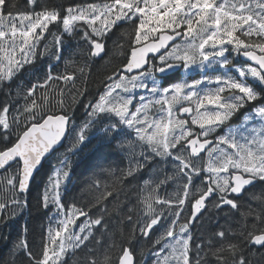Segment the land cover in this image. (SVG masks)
<instances>
[{
	"label": "snow or ice",
	"instance_id": "snow-or-ice-1",
	"mask_svg": "<svg viewBox=\"0 0 264 264\" xmlns=\"http://www.w3.org/2000/svg\"><path fill=\"white\" fill-rule=\"evenodd\" d=\"M25 3L28 10H20L15 0H0V92L17 101L14 109L7 99L0 105V223L28 207L26 194L41 174L46 156L62 140L72 137V151L100 125L103 139L126 138L132 149L121 179L150 165L171 168L156 181H143L137 205L129 207L124 217L132 227L130 238L138 233L147 240L155 226L164 228L151 241L155 264H251L250 255L264 256V207L259 212L241 211L246 187L264 182V0H103L60 8L42 0ZM51 25L60 30L52 31ZM124 26L129 37L122 52L125 59L107 76L103 90L86 103L81 99L86 87L72 94V103L84 109L86 119L72 122L60 87L56 91L61 114L45 111L52 82L75 88L77 72L86 82L89 61L107 54L105 38ZM65 36L78 37L87 45L88 59L82 65L54 75L49 64L43 76L27 84L17 82L48 53L63 61ZM117 47L123 49L124 44ZM232 57L251 63L233 64ZM214 67L224 71L208 74ZM193 72H200V77L187 79ZM250 104L251 113L238 127L229 125L216 135ZM253 120L261 122L259 128L249 127ZM68 167L65 158L46 174L38 204L52 212L49 225L39 245L29 243L27 224L23 226L11 250L13 264L17 257L20 264H64L68 249L75 253L93 236L92 226L107 230L108 208L102 201L121 189L105 185L95 199L99 205L95 217L75 204L66 207L62 183L69 178ZM169 182L175 190L160 195L159 189ZM209 205L239 212V226L218 225L194 238L190 229ZM186 206L191 210L181 219ZM165 212L171 219L161 224ZM82 216L87 223L77 226ZM84 264H113V260L87 248ZM115 264H136L134 250L121 246Z\"/></svg>",
	"mask_w": 264,
	"mask_h": 264
},
{
	"label": "trees",
	"instance_id": "trees-1",
	"mask_svg": "<svg viewBox=\"0 0 264 264\" xmlns=\"http://www.w3.org/2000/svg\"><path fill=\"white\" fill-rule=\"evenodd\" d=\"M93 2L102 3L103 0H42V3L56 8ZM15 3L20 10H28L25 0H15ZM50 29L54 32L60 30L57 25H51ZM127 31V26H124L123 28H114L108 34V37L105 38L107 54L102 53L101 58H92L89 61L90 71L87 74L86 82L80 77L78 72L76 74L75 88L70 83L65 84L63 81H53V89L49 98L50 106L45 111L52 114L61 113V105L57 103L59 94L56 91V88L60 87L64 89L63 99L67 114L72 117V122L75 124L82 123L86 119L85 111L78 103H72V94H75L76 89L86 87L87 94L81 98L86 103L98 91L103 90L107 76L117 70L125 59L122 52H126L127 50V41L129 39L126 35ZM46 38L48 41L52 40L51 36H47ZM118 44H124V48L117 47ZM86 48L87 45L79 40L78 37L71 38L65 36L63 52L61 53L64 58L63 61L57 62L48 53L42 60L37 62L32 72H22L16 80L21 84H27L29 81L34 80L35 76H43L44 70L49 64L53 65L54 75L57 72H64L66 67L71 71L73 65H82L88 59ZM52 50L54 51L55 49ZM65 61H70V63L66 64ZM12 96L15 97V91H13ZM6 99L12 104L14 109L17 101L6 97L4 93L0 92V105ZM18 102L23 103L22 100ZM251 109V104L246 105L235 117H243L245 112ZM11 111L12 109H10V113ZM233 123H236L234 117L226 126ZM224 127L218 132L222 131ZM97 129H101V126L97 125L96 128L91 129L88 134L89 139L72 151H69L72 142L68 140L61 149L55 151L43 163L41 174L35 178L29 193L26 194L28 207L17 212L14 218L6 220L5 223H0V264H13L11 250L25 224L28 227L27 239L29 243L39 245L41 235L49 225V217L52 212H46L45 209L39 206L38 195L47 180L46 174H51L52 170L65 158L69 161L68 171L70 173L69 183L64 187L66 191L62 190V200L66 207L75 204L77 207L86 208L88 215L95 217L99 215V205L95 204V199L99 192L104 190L105 185L108 188H112L115 185L117 189L121 190L118 192L113 191L112 196L102 201L108 208V212L104 216L107 230L100 229L98 226H92L91 231L93 236L89 237L88 241H85V245L77 248L75 253L73 250L67 251L63 257L64 264H84L87 248L95 249V254L98 257H102L103 253H107L111 256L113 264H115L121 246H130L134 250L136 264H155V257L152 255L155 249L151 241L156 239L163 232L164 228L161 225L155 226L147 240L138 233L136 236L130 238L132 227L130 222L124 217L129 207L137 205V192L144 187L143 181H156L162 178L165 172L170 173L171 168L165 167L160 170L159 166L153 168L150 165L137 172L134 177L121 179V171L129 167L132 156L130 153L124 154L121 148H119L117 140H113L111 137L107 139H103L102 136L91 137L90 135H95V132H98ZM0 146H2V143H0ZM74 150L75 152L71 154ZM153 164H156V162L153 161ZM97 183L99 184V188L97 187ZM196 183L198 184L199 182L196 181ZM175 187L176 185L173 182H169L159 189V194L162 196L171 194L175 190ZM2 196L3 194L0 193V197ZM256 197H259V199ZM157 207L160 208L162 206ZM261 207H264V182L257 181L243 193V207L241 211H249L251 209L254 212H259ZM189 210L190 206H186L185 213L189 212ZM185 213L182 215H185ZM201 217L202 219L199 217L190 229L194 238L207 235L210 229L216 228L218 225L238 227L242 219L240 213L236 210H229V206H224L223 209H216L211 205L206 207ZM170 219L171 217L165 212V218L161 221V224H167ZM181 219H183V216ZM251 219L252 217H249V220ZM97 240H99V244L96 243ZM155 247L158 248L159 245ZM249 259L251 260V264H264V256H261L259 253L250 255ZM16 264H20V257L16 258Z\"/></svg>",
	"mask_w": 264,
	"mask_h": 264
},
{
	"label": "rangeland",
	"instance_id": "rangeland-1",
	"mask_svg": "<svg viewBox=\"0 0 264 264\" xmlns=\"http://www.w3.org/2000/svg\"><path fill=\"white\" fill-rule=\"evenodd\" d=\"M238 59V57H232V63L233 62H235V60H237ZM230 69H231V66H230ZM229 69V70H230ZM191 71V70H190ZM224 70L223 69H219L218 67H214L213 69H210V70H208V74H215V73H217V72H219V73H222ZM230 74L231 75H233V76H237V74L234 72V71H230ZM200 75H201V73L200 72H193L192 73V75H189L188 77H187V79H189V80H192V79H196V78H199L200 77ZM180 78H183V77H180ZM237 78H238V76H237ZM252 81H251V79H249V83H251ZM216 85H210V87H215ZM201 87H204V85H201ZM137 91H139V90H137ZM225 96H227L228 94L227 93H225L224 94ZM251 113V111L250 112H248V113H246V114H250ZM245 114V115H246ZM242 119L243 118H240V120H239V122L237 123V124H234V125H231L232 127H238L240 124H241V122H242ZM260 124H261V122L259 121V120H253V121H251L250 122V124H249V127H257V128H259L260 127ZM228 127V126H227ZM227 127L226 128H224V130L223 131H221V133L220 134H222V133H224L226 130H227ZM198 130V129H197ZM220 134H218V135H220ZM91 137H95V136H102V129H101V131L100 132H95V135L94 134H92V135H90ZM68 140H70L71 142H72V137H68ZM117 143H118V146H119V148H121V151L125 154V153H130L131 151H132V149L131 148H129V146H128V142H127V139L125 138V139H123V140H119V139H117ZM121 143H123L124 144V147H121L120 146V144ZM211 147V146H210ZM201 155H204V153H201ZM60 166V162H59V165L57 166V167H59ZM69 179H70V175H69V178H68V180L67 181H65L64 183H62V190L64 189V187H66L67 185H68V183H69ZM51 215H52V213H51ZM50 215V216H51ZM87 223V218L86 217H80L77 221H76V225L77 226H79V225H81V224H86ZM53 227H55L56 225L53 223V225H52ZM77 231H78V227H77V229H76ZM163 230V229H162ZM85 231L87 232L88 231V229L86 228L85 229ZM164 231V230H163ZM177 231H178V228H177ZM70 250H72V249H68L67 251H70ZM168 251H170V250H165V252H168ZM63 259V258H62Z\"/></svg>",
	"mask_w": 264,
	"mask_h": 264
},
{
	"label": "water",
	"instance_id": "water-1",
	"mask_svg": "<svg viewBox=\"0 0 264 264\" xmlns=\"http://www.w3.org/2000/svg\"><path fill=\"white\" fill-rule=\"evenodd\" d=\"M178 39V38H177ZM101 56H102V54H101ZM97 58H100V57H97ZM242 58V57H241ZM243 59V58H242ZM244 60V59H243ZM247 62H249V63H251L250 61H247ZM67 138V137H66ZM66 138L64 139V140H62L61 141V144H59V145H57L54 149H53V151L51 152V153H49L47 156H46V158H45V160L56 150V149H58V148H60L61 146H63L64 145V143H65V140H66ZM44 160V161H45ZM250 186V185H249ZM248 187V186H247ZM204 211V210H203ZM202 211V212H203Z\"/></svg>",
	"mask_w": 264,
	"mask_h": 264
},
{
	"label": "flooded vegetation",
	"instance_id": "flooded-vegetation-1",
	"mask_svg": "<svg viewBox=\"0 0 264 264\" xmlns=\"http://www.w3.org/2000/svg\"><path fill=\"white\" fill-rule=\"evenodd\" d=\"M238 58H239V57H238ZM239 61H240V64H247V63L241 61V59H240ZM235 62H238V60H235Z\"/></svg>",
	"mask_w": 264,
	"mask_h": 264
}]
</instances>
